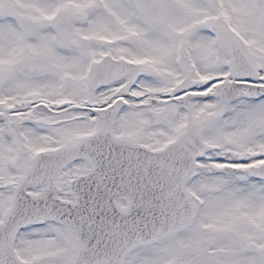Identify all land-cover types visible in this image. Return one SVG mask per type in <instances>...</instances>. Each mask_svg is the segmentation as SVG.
<instances>
[{
  "label": "snow or ice",
  "instance_id": "1",
  "mask_svg": "<svg viewBox=\"0 0 264 264\" xmlns=\"http://www.w3.org/2000/svg\"><path fill=\"white\" fill-rule=\"evenodd\" d=\"M0 264H264V0H0Z\"/></svg>",
  "mask_w": 264,
  "mask_h": 264
}]
</instances>
